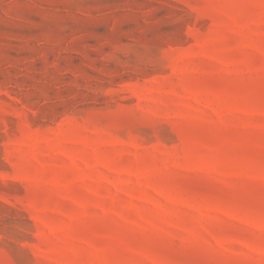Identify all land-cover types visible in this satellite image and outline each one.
<instances>
[{
	"label": "rangeland",
	"instance_id": "obj_1",
	"mask_svg": "<svg viewBox=\"0 0 264 264\" xmlns=\"http://www.w3.org/2000/svg\"><path fill=\"white\" fill-rule=\"evenodd\" d=\"M0 264H264V0H0Z\"/></svg>",
	"mask_w": 264,
	"mask_h": 264
}]
</instances>
